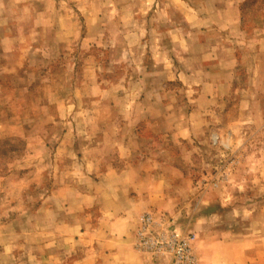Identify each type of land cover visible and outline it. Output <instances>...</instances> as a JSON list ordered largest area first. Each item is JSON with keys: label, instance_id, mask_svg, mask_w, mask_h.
Segmentation results:
<instances>
[{"label": "crops", "instance_id": "1", "mask_svg": "<svg viewBox=\"0 0 264 264\" xmlns=\"http://www.w3.org/2000/svg\"><path fill=\"white\" fill-rule=\"evenodd\" d=\"M128 3L135 9L134 1ZM252 3L146 0V28L144 33L133 35L134 40L145 42L143 54L150 58V65L142 67L145 80L135 77L134 81L116 85L145 91L140 98L128 101V112L98 116L96 127L85 105H72L69 97H58V88L82 89L84 84L80 80L58 83L51 75L61 72L55 57L61 58L74 48L71 37L64 39L66 45L61 46L59 54L54 51L36 68L25 64V54L9 65L0 64V135L35 140L36 147L28 146L29 152H37L30 166L34 170L30 181L48 186V247H70L73 259L65 262L169 264L165 258L156 259L134 249L136 231L149 212L171 217L176 226L198 233L200 264H264V207L253 214L248 205H243V194L235 195V199L226 189L207 193L198 212L193 209L190 223L188 217L189 206L200 196L193 181L196 161L200 160L196 156L211 150L205 130L208 115L214 107H225L229 99V105L234 103L242 58H253L254 73L259 77L261 72L264 6ZM115 4L119 9L127 5ZM249 8L254 9L252 13ZM33 32L35 43L37 37H43L45 28L35 27ZM6 40L13 47L14 38ZM156 57H160V63L154 65ZM142 68L134 73L141 74ZM173 81H177L178 90L172 103ZM102 84L96 81L85 86ZM251 85L260 87L263 93L258 99L245 98V102L254 104L264 99V83L258 79ZM101 100L96 98V103ZM139 103L158 106L157 111L148 114L150 119L143 118L136 113ZM103 104L111 108L115 102L106 100ZM121 114L126 124L119 123ZM241 116L238 122L249 117ZM252 116L264 121V112ZM107 118L114 122L110 129L106 127L108 122L100 121ZM144 119L161 122L164 127L155 130L152 124L146 136L139 129ZM45 169L47 179L43 177ZM243 181L241 189L247 187V181Z\"/></svg>", "mask_w": 264, "mask_h": 264}, {"label": "rangeland", "instance_id": "2", "mask_svg": "<svg viewBox=\"0 0 264 264\" xmlns=\"http://www.w3.org/2000/svg\"><path fill=\"white\" fill-rule=\"evenodd\" d=\"M130 1L136 3L135 9L128 3ZM252 1L255 2L252 6H264V0ZM115 2L127 5L119 9L116 8ZM145 2L146 0H0V64L9 65L19 60L21 54H25V64L36 68L43 59H49L48 55L54 51L59 54L64 39L71 37L75 42L74 48L61 58L55 57L56 67L61 72L55 71L51 75L58 83L80 80L84 84L82 89L58 88V97H69L72 105H85L91 112L92 125L96 127L98 116L119 111L128 112L129 103L140 98L145 91L136 86H116L124 81H134L135 77L141 81L145 80L146 75L142 67L150 65V58L143 54L145 42L136 41L133 37L138 32L144 33L146 28ZM253 10L248 9L251 13ZM35 27L45 28V32L42 33L43 37H37L38 41L34 43ZM6 37L14 38L13 47ZM37 50L43 54V58ZM260 57L262 68L259 77L254 73V59L248 56L242 58L239 69L240 82L234 91V103L229 105V99L225 107H214L208 115L205 130L211 150L202 153L201 157L196 156L201 162L196 161L198 167L194 169L193 181L196 193L200 196L189 206V223L193 218V209L194 213H197L205 195L218 189L232 192L235 199L243 194L245 198L242 203L244 206L248 205L253 214L264 207V121L252 116L264 112V99H259L254 104L245 102V98L251 100L262 97L261 88L251 85L258 79L260 83H264V55ZM152 61L154 65L159 64L160 57L153 58ZM44 63L47 64V61ZM139 68H142L141 74H138L139 71L134 73V70ZM148 79L150 80V77ZM96 81H102L104 84L95 88L85 86H90ZM177 90V81H173L170 84L172 103L177 100ZM95 96L102 99L100 104L96 103L98 97ZM106 100H114L116 105L106 107L103 104ZM171 100L170 98L169 101ZM167 106L166 104L162 108L167 110ZM157 107L139 103L135 109L136 113L144 116L143 118L146 116L150 119L148 114L155 113ZM206 108L210 110V107ZM240 115L249 117L238 122ZM120 117L119 123L126 124L123 120L125 116L121 114ZM109 119L100 121L108 122L106 127L110 129L114 122ZM152 124L155 130L164 127L161 122L145 120L139 129L149 136L150 132H146V129L148 131ZM13 127L17 128L16 125ZM219 132H223V136H220ZM232 132L236 135L232 136ZM47 140L50 141V138ZM28 146H37L31 137L0 135V264H69L65 260L73 259L70 247H48V186L30 181V174L34 171L30 166L37 152H29ZM46 157L48 150L44 155L45 159ZM47 172L48 169L43 171V177L46 179ZM243 180L247 181L245 189H241L240 181ZM169 219L175 224L176 220L171 217ZM176 227L180 231L196 235L200 264L198 233L188 227ZM63 244L66 246L67 243ZM68 244L71 246V243ZM160 258L167 259L171 264L169 256L164 255L156 259Z\"/></svg>", "mask_w": 264, "mask_h": 264}, {"label": "built area", "instance_id": "3", "mask_svg": "<svg viewBox=\"0 0 264 264\" xmlns=\"http://www.w3.org/2000/svg\"><path fill=\"white\" fill-rule=\"evenodd\" d=\"M196 235L180 231L165 215L145 213L136 231L134 248L154 258L167 255L171 264H198Z\"/></svg>", "mask_w": 264, "mask_h": 264}]
</instances>
